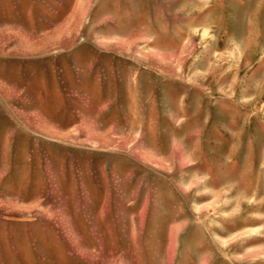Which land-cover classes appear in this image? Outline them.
<instances>
[{"label": "rangeland", "instance_id": "374dc122", "mask_svg": "<svg viewBox=\"0 0 264 264\" xmlns=\"http://www.w3.org/2000/svg\"><path fill=\"white\" fill-rule=\"evenodd\" d=\"M0 264H264V0H0Z\"/></svg>", "mask_w": 264, "mask_h": 264}]
</instances>
